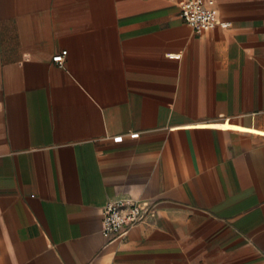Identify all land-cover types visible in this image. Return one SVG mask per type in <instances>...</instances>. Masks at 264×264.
I'll return each mask as SVG.
<instances>
[{
	"label": "crops",
	"instance_id": "0c3cea01",
	"mask_svg": "<svg viewBox=\"0 0 264 264\" xmlns=\"http://www.w3.org/2000/svg\"><path fill=\"white\" fill-rule=\"evenodd\" d=\"M184 1L0 0V264H264V0Z\"/></svg>",
	"mask_w": 264,
	"mask_h": 264
},
{
	"label": "built area",
	"instance_id": "2783aa9c",
	"mask_svg": "<svg viewBox=\"0 0 264 264\" xmlns=\"http://www.w3.org/2000/svg\"><path fill=\"white\" fill-rule=\"evenodd\" d=\"M215 0H187L181 5L183 20L190 25L196 34L202 35L217 27L227 29L229 23L219 21L213 9ZM67 52L55 57L54 62L63 66ZM150 210L142 206L138 200L119 198L110 201L104 208L102 223L103 236L109 241L122 238L126 232L141 224Z\"/></svg>",
	"mask_w": 264,
	"mask_h": 264
}]
</instances>
